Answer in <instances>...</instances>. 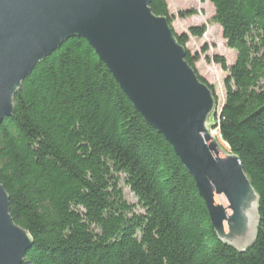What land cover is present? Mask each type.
<instances>
[{
	"label": "trees",
	"instance_id": "trees-1",
	"mask_svg": "<svg viewBox=\"0 0 264 264\" xmlns=\"http://www.w3.org/2000/svg\"><path fill=\"white\" fill-rule=\"evenodd\" d=\"M206 1L215 10L211 23L236 52L231 66L213 57L229 74L214 120L259 195L255 243L239 252L219 241L173 147L139 115L89 43L74 38L36 66L0 126V181L15 223L33 240L23 264H264V0ZM151 9L173 29L167 0H153ZM207 29L173 32L218 100L197 70L201 55L187 48ZM122 181L138 206L127 201Z\"/></svg>",
	"mask_w": 264,
	"mask_h": 264
},
{
	"label": "water",
	"instance_id": "water-1",
	"mask_svg": "<svg viewBox=\"0 0 264 264\" xmlns=\"http://www.w3.org/2000/svg\"><path fill=\"white\" fill-rule=\"evenodd\" d=\"M152 2L0 0V126L13 115L14 96L36 66L64 42L85 39L193 177L219 241L244 252L257 238L259 195L239 157L212 135L225 103L218 114V100ZM32 245L31 234L10 214L0 181V264H23Z\"/></svg>",
	"mask_w": 264,
	"mask_h": 264
},
{
	"label": "rangeland",
	"instance_id": "rangeland-1",
	"mask_svg": "<svg viewBox=\"0 0 264 264\" xmlns=\"http://www.w3.org/2000/svg\"><path fill=\"white\" fill-rule=\"evenodd\" d=\"M167 2L170 15L176 17L173 23V29L176 33L182 34L188 32L193 26L207 25L208 29L203 38H191L187 48L193 55H201L200 61L197 63L196 67L199 74L215 88L218 97L219 114L221 107L226 101L225 81L229 74L228 72L223 71L222 67L213 61V57L216 55L223 56L225 57L227 64L231 66L236 60V52L227 48L221 27L217 24L211 23L215 10L209 1L202 3L201 0H167ZM192 9L196 10L198 14L184 20L178 17L181 11H189ZM205 47H208L206 53H204ZM214 124H218V122L215 120ZM212 131L219 132V129H215L214 127ZM218 143L225 152H229L230 149L228 145H226V147L223 146V143L225 144L224 141L223 143L218 141ZM121 186L124 190L127 201L138 206V200L132 194L130 188L127 187L123 181ZM137 211L142 212V209L137 208Z\"/></svg>",
	"mask_w": 264,
	"mask_h": 264
},
{
	"label": "bare ground",
	"instance_id": "bare-ground-1",
	"mask_svg": "<svg viewBox=\"0 0 264 264\" xmlns=\"http://www.w3.org/2000/svg\"><path fill=\"white\" fill-rule=\"evenodd\" d=\"M212 135L217 141H219L220 143H223L222 137L220 136L218 131H212ZM226 145H227L226 143L225 144L223 143L224 147H226Z\"/></svg>",
	"mask_w": 264,
	"mask_h": 264
}]
</instances>
